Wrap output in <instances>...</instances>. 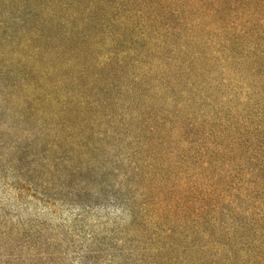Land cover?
Wrapping results in <instances>:
<instances>
[{"label":"rangeland","instance_id":"1","mask_svg":"<svg viewBox=\"0 0 264 264\" xmlns=\"http://www.w3.org/2000/svg\"><path fill=\"white\" fill-rule=\"evenodd\" d=\"M0 264H264V0H0Z\"/></svg>","mask_w":264,"mask_h":264},{"label":"trees","instance_id":"2","mask_svg":"<svg viewBox=\"0 0 264 264\" xmlns=\"http://www.w3.org/2000/svg\"><path fill=\"white\" fill-rule=\"evenodd\" d=\"M221 144H213L212 147L204 146V150L196 152L194 161L198 162L199 171L197 176L191 178L188 190L193 195L191 205L201 209H211L215 195L222 193V196L233 191H243L247 186L243 172H236L241 165H244L245 156L248 155V147L243 143L232 144L228 152L220 151ZM227 154L238 157L234 161H227ZM244 153V157H242ZM241 156V157H240ZM203 195V196H202ZM201 197V198H200ZM217 198V197H216Z\"/></svg>","mask_w":264,"mask_h":264}]
</instances>
